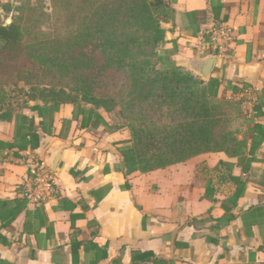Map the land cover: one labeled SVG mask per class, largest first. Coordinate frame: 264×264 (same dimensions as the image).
Segmentation results:
<instances>
[{
	"label": "crops",
	"instance_id": "obj_1",
	"mask_svg": "<svg viewBox=\"0 0 264 264\" xmlns=\"http://www.w3.org/2000/svg\"><path fill=\"white\" fill-rule=\"evenodd\" d=\"M170 2L161 51L198 78L191 62L216 56L203 82L234 104L237 154L131 172L122 157L130 132L112 113L29 102L40 108L0 121V264H264V0ZM13 3L0 0L3 25ZM217 25L233 40L221 53L209 35ZM19 115L34 119L36 149L10 146ZM33 160L53 176L39 203L23 196Z\"/></svg>",
	"mask_w": 264,
	"mask_h": 264
},
{
	"label": "trees",
	"instance_id": "obj_2",
	"mask_svg": "<svg viewBox=\"0 0 264 264\" xmlns=\"http://www.w3.org/2000/svg\"><path fill=\"white\" fill-rule=\"evenodd\" d=\"M164 1L94 0L88 12L78 11L81 14L78 22L75 18L67 21L63 38L41 40L39 35L45 34L35 31L28 44L23 43L28 31L22 26L21 17L12 15L11 7L6 14L10 23L3 25L0 21V62L12 51H19L37 67L35 71L24 70L22 76L16 74V83L22 82L25 87L12 84L21 100L15 98L10 102L0 95V121H9L13 113L21 110L40 108L38 104L29 106V102L51 104L54 110L62 104L83 103L108 113L119 105L120 116L127 121L119 128H127L131 137L130 148L122 157L131 172L164 169L204 153L237 154L241 143L230 130L234 104L211 100L207 85L168 61L162 51L155 56L153 64L134 62L132 91L126 98L103 96L101 87H95L103 71L121 67L123 57L148 46L152 55L153 47L163 40L156 11ZM172 13L171 8V17ZM124 23L129 24L128 28L132 23L140 25V30L130 33L116 29ZM94 51L97 56L93 58L88 53ZM90 69L95 70L92 76L85 73ZM68 77L75 79V86L60 83ZM18 119L19 126L15 127L10 146L19 150L36 149L40 139L34 119L24 115Z\"/></svg>",
	"mask_w": 264,
	"mask_h": 264
},
{
	"label": "rangeland",
	"instance_id": "obj_3",
	"mask_svg": "<svg viewBox=\"0 0 264 264\" xmlns=\"http://www.w3.org/2000/svg\"><path fill=\"white\" fill-rule=\"evenodd\" d=\"M93 1L94 0H15L12 5V15L21 17V24L28 31L24 37V44H28L32 41L31 36H33V32L35 31V33L45 34L39 35V39L41 40H48V38L51 39L56 36H59L61 39L65 36L63 26L67 21L75 18V21L78 22L79 16L81 15L78 11H82L83 14L88 12L91 8V2ZM170 3V0H165L164 5L159 7L156 11L158 26L163 30L162 42L153 47L152 55L148 46L135 54L131 53L128 57H123L121 67H112L103 71L97 79L99 85L95 86L101 87V94H103V96L113 97L117 95L120 98H126L132 91L133 77H135V74L133 75L132 73L134 71V67H132V65L135 64L134 62L137 60L140 63H154L155 56L161 52L163 44L170 38L167 32V23L171 17ZM128 27L129 24L126 26V23H124L123 26H116V29L121 30V28H123V31L128 30L130 33H137V31L140 30V25L137 24L135 25L132 23L131 27ZM140 35H142V33H140ZM146 36L148 37V35ZM88 54L93 58L97 56V52L95 51ZM36 67L35 64L31 65L27 57L19 51H12L6 60L1 59L0 95L10 99V102H14L16 99L21 100L22 98L18 96L19 94L17 91L13 90L12 85L17 82L16 74L17 76H22L25 73L24 70L34 68L33 71H35ZM85 73L88 74V76H92L95 74V70L90 69L85 71ZM60 83H63V86L73 87L75 86V79L68 77L63 81L60 80ZM16 84L18 87H24L22 82ZM211 100L218 101L213 97H211ZM109 113H112L117 128H119L121 124H127V121L120 116L119 105L115 106L114 110ZM233 114H236V111H231L230 117H232Z\"/></svg>",
	"mask_w": 264,
	"mask_h": 264
},
{
	"label": "built area",
	"instance_id": "obj_4",
	"mask_svg": "<svg viewBox=\"0 0 264 264\" xmlns=\"http://www.w3.org/2000/svg\"><path fill=\"white\" fill-rule=\"evenodd\" d=\"M213 49L221 53L232 43L231 32L223 25H217L209 32ZM31 185L23 192L24 198L31 203L47 200L53 190V176L41 160L30 162Z\"/></svg>",
	"mask_w": 264,
	"mask_h": 264
},
{
	"label": "water",
	"instance_id": "obj_5",
	"mask_svg": "<svg viewBox=\"0 0 264 264\" xmlns=\"http://www.w3.org/2000/svg\"><path fill=\"white\" fill-rule=\"evenodd\" d=\"M216 56H209L206 58H201L198 60H193L191 62V69L199 76L201 81H205L209 77L210 70L214 63ZM58 160V155L56 154L52 158L51 166L52 169L55 168Z\"/></svg>",
	"mask_w": 264,
	"mask_h": 264
}]
</instances>
